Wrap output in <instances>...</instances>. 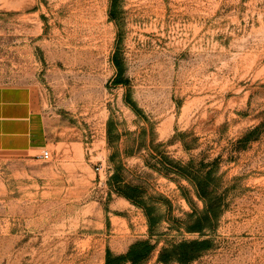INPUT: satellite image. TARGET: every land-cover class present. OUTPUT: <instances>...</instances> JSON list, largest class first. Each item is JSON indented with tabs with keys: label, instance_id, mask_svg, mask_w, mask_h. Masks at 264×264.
I'll return each mask as SVG.
<instances>
[{
	"label": "rangeland",
	"instance_id": "374dc122",
	"mask_svg": "<svg viewBox=\"0 0 264 264\" xmlns=\"http://www.w3.org/2000/svg\"><path fill=\"white\" fill-rule=\"evenodd\" d=\"M118 7L120 35L111 0H0V86L33 89L51 153L0 152V264H105L108 249L149 238L143 211L107 183L113 153L125 180L168 197L173 216L192 211L180 187L202 209L187 181L146 164L157 144L183 162L217 159L223 174L228 207L213 247L190 264H264V0ZM115 52L126 84L113 82ZM110 119L121 133L114 146ZM157 233L145 264L199 237L169 222Z\"/></svg>",
	"mask_w": 264,
	"mask_h": 264
},
{
	"label": "trees",
	"instance_id": "16d2710c",
	"mask_svg": "<svg viewBox=\"0 0 264 264\" xmlns=\"http://www.w3.org/2000/svg\"><path fill=\"white\" fill-rule=\"evenodd\" d=\"M118 6L119 0H111L110 17L111 20L116 22L120 35L121 27L117 19ZM112 62L117 70L113 80L114 84H126V80L124 79V64L118 58L117 52L114 53ZM124 101L136 114L143 116L142 111L136 107V103L133 101L129 90L126 91ZM260 127L257 126L249 131L242 140L249 141L251 135L259 131ZM145 133L146 129L143 128L141 135ZM108 138L109 143L113 146L121 138V133L118 132L117 126L112 119L108 121ZM148 155L149 158L146 159V164L155 172L175 182L181 180L187 181L194 195L203 203V208H197L189 197L187 189L180 187L192 211L187 213L185 219L173 216V204L168 197L160 193H150L144 185L133 184L125 180L122 175V170L125 168L124 164L121 161L116 162L115 154L113 153L111 160L114 162L115 167L107 183L111 192H116L143 211L147 220L150 237L133 242L127 251L121 254H114L108 249L105 264H145L157 249L159 240L153 242L152 238L158 234V228L163 222L171 223V227L178 231L184 230L190 234H198L199 237L168 243L161 248L157 259L158 262L162 264H171L173 262L190 264L202 253L213 247L212 236L215 234L220 219L228 207L225 193L220 192L223 174L220 173L218 160L215 159L208 162L204 159L199 161L191 159L188 162H183L167 154L162 149V144L149 147Z\"/></svg>",
	"mask_w": 264,
	"mask_h": 264
},
{
	"label": "crops",
	"instance_id": "0c3cea01",
	"mask_svg": "<svg viewBox=\"0 0 264 264\" xmlns=\"http://www.w3.org/2000/svg\"><path fill=\"white\" fill-rule=\"evenodd\" d=\"M48 147L46 118L29 86H0V152H35Z\"/></svg>",
	"mask_w": 264,
	"mask_h": 264
},
{
	"label": "built area",
	"instance_id": "2783aa9c",
	"mask_svg": "<svg viewBox=\"0 0 264 264\" xmlns=\"http://www.w3.org/2000/svg\"><path fill=\"white\" fill-rule=\"evenodd\" d=\"M37 157L43 159L44 161H47L51 158V153L47 148L42 149V152L39 155H37Z\"/></svg>",
	"mask_w": 264,
	"mask_h": 264
}]
</instances>
